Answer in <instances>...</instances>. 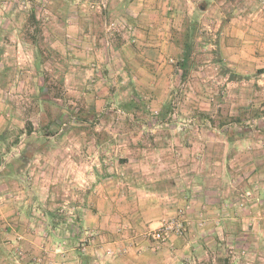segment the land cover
Wrapping results in <instances>:
<instances>
[{"label": "crops", "instance_id": "obj_1", "mask_svg": "<svg viewBox=\"0 0 264 264\" xmlns=\"http://www.w3.org/2000/svg\"><path fill=\"white\" fill-rule=\"evenodd\" d=\"M99 2L106 5L103 12L89 9ZM176 2L0 0V135L16 127L15 122L29 120L37 127L36 119L45 120L42 112L35 116L29 109L19 118L22 121L12 115L11 89L15 83L24 95L35 91H29L32 82L28 79H18L23 59L28 61L25 71L42 76L28 103L29 98L35 103L43 99V76L50 59L57 72L67 55L64 70L69 72L72 90H78L75 71L84 69L89 76L86 94L72 92L87 103L86 113H108L107 105L121 100L127 121L134 124L149 121L146 109L157 115L150 117L156 120L150 132L152 141L162 140L160 144L146 143L148 132L135 130L131 122L113 136L118 137L117 144H112L108 136L112 132L107 128V134L83 128L59 132L53 131L52 125L48 130L37 127L30 135H23L6 157L11 168L3 178L15 186L13 193L7 194L11 206L1 209L6 219L13 214L9 207L16 204L14 199L28 204L24 208L27 218L32 219L30 205L47 204L55 189L57 196H76L72 228L56 222L52 231L44 227L46 233H54L58 243L68 240L74 244H67L65 256L75 264H220L224 251L234 244L249 247L264 258V128L243 126L258 119L244 114L241 107L247 103L239 94L247 90V99L264 107V0H238L237 7L250 6L256 11L233 16L222 33L225 45L219 51L227 67L220 86L224 103L218 101L220 96L214 102L210 95L214 103L207 104L203 92L207 84L188 82L181 85V110L176 97L181 92L177 71L167 63ZM32 8L36 24L28 28ZM35 26L40 30L37 35ZM116 26L118 30L110 32ZM32 34L39 47L31 43ZM16 54L18 61L9 64L7 57ZM253 69L261 80L234 79V75L247 78ZM200 74L193 71L191 76ZM116 75L123 79L121 83H132V90L127 89L129 84L119 86ZM194 89L197 95L191 92ZM191 107L202 113L191 112ZM209 109L212 112H205ZM182 120L190 129L184 130L182 138L176 132L175 138L169 130H159ZM228 121L235 125H225ZM23 152L26 157L16 160ZM109 153H118L125 160L113 161ZM50 185L56 187L51 189ZM245 192H250L248 198L241 196ZM179 209L185 211L188 222L185 237L172 236L160 245L144 239L143 233L174 218Z\"/></svg>", "mask_w": 264, "mask_h": 264}, {"label": "rangeland", "instance_id": "obj_2", "mask_svg": "<svg viewBox=\"0 0 264 264\" xmlns=\"http://www.w3.org/2000/svg\"><path fill=\"white\" fill-rule=\"evenodd\" d=\"M102 1V0H100ZM98 2V1H97ZM91 3V2H90ZM105 4V3H104ZM238 0H177L176 5L174 9L172 10V13H174L173 18L171 19L172 24L170 27V37L172 42V48L171 53L168 55L167 63L171 65L173 68H176V74L178 75V78H176V83L178 85V91L181 90V92L177 93V98L179 105H177L180 110L182 109L181 105L183 104V91L184 88L181 86L184 83V86L188 82H195L200 83L202 85L208 86V89H203V92H205L204 98L208 102L213 104L216 101V97L219 98L218 101H221L223 104L224 102L221 100V97L224 96V94L221 93L222 88L220 86L222 83H224L225 77L223 76L224 71H227V67L225 66V61L222 60L220 56L219 49L224 47L225 43L222 42V33L225 28L228 27V23L230 22L231 18L233 16L238 14H250L254 13L256 9L254 7L248 6L247 8L243 9L237 7ZM91 6V5H90ZM90 9V7H89ZM200 9V10H199ZM91 10V9H90ZM93 11V10H91ZM95 12V11H93ZM195 15L197 17L198 21V30H197V39L196 42L199 45L198 46V53L196 55V68L191 70L189 75L185 78H181V70L178 66L181 49L179 46H177V43H180V40L182 38V33L184 31V25L188 19H190L191 16ZM114 21V20H113ZM118 23V22H117ZM117 29L118 26L112 27L110 30L113 31ZM34 32V30H33ZM117 32V31H116ZM37 35V34H36ZM132 44V43H131ZM11 56H8L7 62L9 64H12L14 61L17 62V54L14 58H10ZM64 57V55H62ZM69 56H65V58L62 59L61 62L65 65V60H68ZM56 58V57H55ZM58 58V57H57ZM14 60V61H12ZM51 62H53L52 59H50ZM24 62V69L19 72L18 79L20 80L21 77L24 79H28L29 82H32L31 87H29V91L35 90L36 86L38 87V79L41 82L42 76L39 78L38 74L34 76L33 72L30 74L28 73L26 68V64H28V61L26 59L22 60ZM51 62L47 63V73L49 75V78L52 83L57 85L59 82L62 81V88L59 90L53 89L49 92H47L46 97L50 96H58L59 99L53 105L55 108L53 109V113L56 115H60V122L64 121L68 124L67 127L64 128V130H72L73 128L79 129L83 128L85 130H90V132H95V129H98L96 133H105L104 128H107L109 132H112V135H108L112 138V144H114L117 140L116 137L119 135L120 128L122 129V126H126L129 122L133 123L132 121H127V117H125V111L123 109V103H121V100H115L114 102L111 101L109 105H107L110 110H108V113H95L96 115H91L86 113L87 109L85 108L86 102L76 99V97L73 96L72 92L74 91V94L76 95V92H79L80 94H86L88 92L87 84L89 83V76L85 70H77L75 71V77L77 78L78 82V90H72L70 86V77L69 72L67 70H64L66 66L63 65V68L61 67V70L57 68V72L53 71L54 66L51 64ZM58 65H62L60 61L57 62ZM87 67V66H86ZM32 70V68H31ZM254 70V69H253ZM34 71V70H32ZM180 71V72H179ZM193 71H198L201 74L197 77H192L191 73ZM261 71V70H260ZM255 70L247 74V78L244 77H238L234 75V79L238 80H245L250 82H256L258 80H261L262 77L259 76L260 74L258 72L254 73ZM47 75V76H48ZM229 77L233 78V75H228ZM45 77V76H43ZM227 77V76H226ZM121 78V77H120ZM119 75H116L114 79H119V82L117 83L119 86L122 87H129L132 85L129 81L123 82L122 78L120 79ZM17 79V80H18ZM174 81V79H173ZM44 84V83H43ZM113 90L116 89V84L112 85ZM133 86V85H132ZM255 86H257L255 84ZM19 84L18 82L15 83V87L12 88V98L11 100L14 101V109L12 112V115L16 117L18 120L22 121L21 118L23 114L26 112V110H31L33 108V96L36 93H28L27 95H24V91L21 89H18ZM131 89V88H130ZM132 90V89H131ZM200 90V89H199ZM202 90V89H201ZM247 91V90H246ZM245 90H242V99L247 103V105L241 107V109H245L244 114H248L250 117L252 114L253 116H257L253 118V120L248 121L247 123L244 122V127H250L251 129H258V128H264V107L263 105H260L259 101L256 103L248 100L247 96L248 93ZM135 92V91H132ZM191 92H194V95H197L198 93L194 90H191ZM42 94V93H41ZM135 94V93H133ZM210 95L213 96L214 102H212ZM28 96L29 103H28ZM42 96H45L44 92ZM73 96V97H72ZM113 98V97H112ZM117 101V102H116ZM181 102V103H180ZM243 102V103H245ZM245 103V104H246ZM32 104V105H30ZM188 104V103H187ZM30 105V106H29ZM190 105V104H189ZM218 105V104H216ZM194 106V105H193ZM192 108V107H191ZM202 108H204L202 106ZM208 108V107H207ZM219 108V107H218ZM225 108V107H224ZM235 108V107H234ZM240 108V107H239ZM165 109V107H164ZM216 109V107H215ZM247 109H249L247 111ZM117 110L122 111L124 114L120 115L117 114ZM141 110V109H139ZM214 110V109H213ZM220 110V109H218ZM217 110V113H218ZM222 110V109H221ZM149 112L148 116L150 117H156L153 112V110L149 111L146 109V112ZM224 109L222 110V112ZM188 112H190L188 110ZM191 112L193 113H202V111L199 108H192ZM205 112H212L211 109ZM153 114V115H152ZM221 114V113H220ZM251 116V117H253ZM147 123L140 124L142 127L138 124H134L132 128L138 131H142V129L146 130L148 135L144 136V140L146 143L156 144L161 143L162 140H156L152 141L153 137L151 135L150 129H154V126H156L155 121L153 118L150 119ZM263 118V119H262ZM85 119V124L84 120ZM235 122H225V125H229ZM23 124V123H22ZM20 123L15 122L13 126H16L19 128L20 126H23ZM188 122L187 121H174L171 123H168L167 126L159 127V130H169L171 133V136H174L176 138V134H178V137L182 138V134L184 133V130L188 131L190 130L188 128ZM19 126V127H18ZM59 120L51 127V129L58 130L59 129ZM69 127V128H68ZM235 128V127H234ZM114 130V131H112ZM59 131V130H58ZM145 134V133H144ZM178 138V139H179ZM180 140V139H179ZM152 141V142H150ZM177 142V141H176ZM117 144V143H115ZM242 152V150H239ZM227 154H224L223 157L225 158ZM21 156V155H19ZM97 156V155H96ZM218 156V155H217ZM108 157L111 158L113 161H124V157L119 158V154L115 153H109ZM18 158V157H17ZM179 157H176V159ZM218 158V157H217ZM1 170V169H0ZM150 170V169H149ZM148 170V171H149ZM3 175H0V264H47L48 261H53L58 263L60 261V255H58V252H56V248L58 243V240L53 239V226L51 224L57 222V224H63L67 226L68 229L72 228L73 226V218H74V212L72 209V205L76 203V196L73 198L71 196H57L56 189L52 192V196H50V201L45 205H38L33 204L30 205L31 208L28 211L29 216H31L32 219H28V215L26 214V210L24 207L27 208L28 204H23L22 199H14L16 200V204L14 207H9L11 209V212L13 211V214L9 216V218L6 219L5 216H3V211L1 209L5 208L7 204L10 205L12 201H8V199H11V196H7L9 193H13L12 189L15 187L14 184L8 183L3 178ZM55 185H50L49 188L54 189ZM61 192V190H60ZM10 197V198H9ZM14 197V196H12ZM8 201V202H7ZM10 202V203H9ZM49 208V209H48ZM33 210V212H32ZM46 212V214H45ZM19 213V215L17 214ZM45 214L42 217V214ZM31 214V215H30ZM51 214L54 216V220L50 222L49 215ZM13 217V220L11 218ZM24 224V225H23ZM46 230H51L48 233H46ZM27 230L25 232H21V230ZM31 231H34V234L31 233ZM45 232V233H44ZM26 234H29L30 236H25ZM20 237L18 240L17 238ZM35 238V239H34ZM39 240H36V239ZM66 244H69V242L74 246V244L71 241L66 240ZM233 248V253H230V251ZM254 250V249H253ZM19 252H22V255L19 256ZM241 251H245L246 255H240ZM255 251V250H254ZM66 260L68 262H71L70 259H68L65 256ZM224 258L220 262V264H246L248 262L249 264H262L263 263V256L256 252H251L250 248L242 249L239 247H236L235 244L230 245L226 251H224ZM221 260V259H220ZM226 261V262H225Z\"/></svg>", "mask_w": 264, "mask_h": 264}, {"label": "trees", "instance_id": "obj_3", "mask_svg": "<svg viewBox=\"0 0 264 264\" xmlns=\"http://www.w3.org/2000/svg\"><path fill=\"white\" fill-rule=\"evenodd\" d=\"M35 0H31L33 3ZM200 10V9H199ZM28 28L32 27L33 25L36 24L35 22V12L33 8L29 11L28 14ZM197 30H198V21L197 17L195 15L191 16L190 19H188L184 25V31L182 33V38L180 40V43H177V46L180 47L181 49V54L178 62V66L181 70V78L185 79L191 70L196 68V55L198 53V44L196 42L197 39ZM39 29L35 26L34 28V35L39 33ZM24 32L28 33V29L24 30ZM31 38V43L33 45H36V47H39V41L35 39V36L30 37ZM41 55V53H40ZM46 74L44 77V87L43 89L45 90L43 96V99L37 101L35 103V100L33 101V108L30 110V113L33 115H37L38 113L42 112L45 115V120H39L36 119V124L38 129H46L48 130L52 125H54L58 120H59V127L64 121L60 122V115H56L53 113V109L55 108L53 105L57 102L59 99L58 96H50L46 97L49 92L53 89L59 90L62 88V81L59 82L57 85L51 82L49 75ZM48 92V94H47ZM36 126L33 125L32 121L26 120L23 124V127L17 128L13 127L12 129H6L1 135H0V175H7L10 172V165L6 163V157L11 153V151L19 144L20 139L22 138L23 135H30L31 132L35 131L37 129ZM21 156H18L16 160H21L25 158L26 156L23 153H20ZM49 215L50 222L53 221L54 219V214L53 216L51 214ZM57 223V222H56ZM52 223L51 224H56ZM78 238L77 235H75V239Z\"/></svg>", "mask_w": 264, "mask_h": 264}, {"label": "built area", "instance_id": "obj_4", "mask_svg": "<svg viewBox=\"0 0 264 264\" xmlns=\"http://www.w3.org/2000/svg\"><path fill=\"white\" fill-rule=\"evenodd\" d=\"M90 9L95 12H103L106 9V5L103 2H99L97 4H92L90 6ZM117 114L123 115V112L117 110ZM67 126H68L67 123H63L59 128V132H62L64 128ZM241 196L243 198H248L250 196V192H245ZM187 231H188V222L185 217V211L183 209H179L174 218L166 221L156 229L146 231L145 233H143V237L146 241H149L155 245H160L162 243L167 242L169 238L172 236L180 237V238L185 237ZM17 239L19 240L20 237H18ZM55 250L56 252H58V255H60V261L58 263L53 261H48L47 264H75L73 262H68L65 258V254L67 252V244L65 241L60 242ZM230 253H233V248L230 251ZM18 254L19 256H21L22 252L18 251ZM240 255L245 256L246 255L245 251H241ZM246 264L249 263L246 262Z\"/></svg>", "mask_w": 264, "mask_h": 264}]
</instances>
